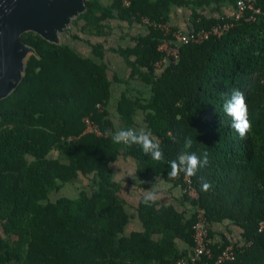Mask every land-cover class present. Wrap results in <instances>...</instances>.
<instances>
[{"label":"trees","instance_id":"1","mask_svg":"<svg viewBox=\"0 0 264 264\" xmlns=\"http://www.w3.org/2000/svg\"><path fill=\"white\" fill-rule=\"evenodd\" d=\"M84 1L86 11L74 23L83 35L103 42L115 31L111 21L129 27L143 17L170 23L173 8L184 7L191 12L190 31L199 32L222 23V17L232 18L234 13L224 9L235 12L240 1L252 2L129 0L126 6L123 0ZM254 5L261 10L255 21L248 20L253 12L247 11L223 36L183 46L179 61L166 64L160 74L155 65L163 58L158 51L166 37L162 31L150 28L138 35L135 47L110 48L131 69L128 80L149 87L146 97L133 96L130 87L121 94L119 125L110 117L109 104L113 86L126 80L111 76L105 43L88 40L89 57L32 32L22 36L36 55L27 60L18 88L0 102V264H175L192 253L197 209L210 223L212 256L196 264H216L229 246L242 248L224 264H264V231L259 232L264 221V0ZM234 88L243 92L251 122L244 139L223 111ZM140 111L145 128L160 142L162 161L105 134L137 129ZM86 118L101 135L86 132ZM186 137L193 139L190 151L197 156L207 152L209 163L191 177L180 172L169 178L168 161L176 159ZM121 155L139 163L140 187L161 177L182 191L189 177L199 197L182 195L193 214L188 218L142 199L138 214L143 229L128 233L132 216L113 171ZM76 181L87 182L90 192L81 190L76 199H49ZM204 182L210 184L207 191ZM224 225L228 234L219 233ZM180 243L188 250L181 251Z\"/></svg>","mask_w":264,"mask_h":264},{"label":"crops","instance_id":"2","mask_svg":"<svg viewBox=\"0 0 264 264\" xmlns=\"http://www.w3.org/2000/svg\"><path fill=\"white\" fill-rule=\"evenodd\" d=\"M212 13L214 14V16H218V11L216 8L212 9ZM223 13L233 14L234 9H232V11L224 9ZM190 16H191V12L187 8L174 7L170 16V24L172 28L175 30H180L184 33L189 32L190 29L192 28V24L190 22ZM111 22L112 25L116 28L115 24L113 23L114 21ZM125 25L127 26V27L124 26L125 28H127L126 30L130 31L131 29L132 31H134V33L130 32L129 33L130 37L118 36L119 38L116 41V44H118V46L116 48L120 46L123 48L135 47L136 40L134 38L137 37L138 35H144L143 33H145L143 28L139 27L137 24H135L133 27H129L127 23H125ZM64 43H65V39H64ZM91 43L95 44L96 41ZM87 47L88 49L80 48L78 52L87 55L89 57H92L93 55L92 48L91 46L88 45ZM105 48L108 49L107 47ZM108 50H106L105 53V60L109 65L110 71L113 70L114 72L113 74L111 73L112 74L111 76L117 75L120 79L126 80L121 84H115L113 86V99L109 104L110 117L112 118V120L116 125H119L120 121L117 110H118V100L121 97V94L124 93L128 87H130L132 89L131 93L133 96L144 94V96L146 97L149 94V87H147V85H145L143 82L137 79L128 80L131 75V69L127 66L124 59L120 55L114 53L111 50L109 51ZM113 62H115L116 64H113ZM161 71L160 72L156 71V73L160 74ZM144 117L145 114L141 111L137 114L136 122L139 125L137 130L140 128H145L146 123ZM138 168H139V163L137 162L136 159L124 155L119 156L117 161L113 165L115 181L119 182L121 185L119 196L125 202V206L128 214L132 216L128 233L131 231H140L143 229V223L139 220L138 208L140 207L141 200L144 198V195L148 190H152L157 193V199L155 200V203L157 204V208L172 207L176 211L180 213H184L188 218L193 214L194 209L185 200L179 186L175 184L167 183L161 177H159L156 179L154 183L150 182V184H147V187H140V184L136 183V181L138 182L139 179ZM219 227H220V232H219L220 234L221 233L228 234L225 225ZM232 230L234 231L233 235H239V230H235L233 228ZM180 250L181 251L188 250L187 245L180 243Z\"/></svg>","mask_w":264,"mask_h":264},{"label":"water","instance_id":"3","mask_svg":"<svg viewBox=\"0 0 264 264\" xmlns=\"http://www.w3.org/2000/svg\"><path fill=\"white\" fill-rule=\"evenodd\" d=\"M85 11L84 0H0V102L18 88L28 57L36 55L22 36L32 32L62 45L63 35Z\"/></svg>","mask_w":264,"mask_h":264},{"label":"built area","instance_id":"4","mask_svg":"<svg viewBox=\"0 0 264 264\" xmlns=\"http://www.w3.org/2000/svg\"><path fill=\"white\" fill-rule=\"evenodd\" d=\"M123 2L126 6H130L129 0H123ZM255 2L256 0H252V2L247 4L244 1H240L232 18L222 17L220 19L223 21L222 23L219 22L212 26L211 29H202L199 32L192 30L184 33L180 30H174L170 23H157L151 21L149 18L143 17L141 22L137 23V25L143 28L145 32L143 33L144 35L148 34V30L150 28H155L162 31L166 36L158 47V51L163 54V58L156 63V71L160 72L169 62H178L180 58V50L183 46H187L189 44H200L211 36L218 38L223 36L225 32H228L234 27L235 22L240 21L245 17L247 11L253 12L248 20L255 21L254 15L261 13V10L255 7ZM98 107L101 108L100 105H98ZM85 124L87 125L86 132L96 133L97 135L102 134L96 126L92 125L88 118L85 119ZM185 182L187 184H185V187L182 189L183 194L188 195L195 200L198 199V192L192 186L190 178L186 177ZM209 227L210 223L205 217L204 212L201 209H197V221L193 227L195 245L192 249V253L189 257L179 258L175 264H196L203 257L211 258V249L208 247ZM263 231L264 221H261L259 223V232ZM249 245L250 244H248V246ZM240 248H242V246H238V249ZM238 249L234 246L227 247L216 258V264H224L225 262L234 261L236 258V250Z\"/></svg>","mask_w":264,"mask_h":264},{"label":"clouds","instance_id":"5","mask_svg":"<svg viewBox=\"0 0 264 264\" xmlns=\"http://www.w3.org/2000/svg\"><path fill=\"white\" fill-rule=\"evenodd\" d=\"M223 111L226 116L231 118V128L239 134L240 139H244L251 129V122L248 118V107L243 92L238 89H232L230 98L226 99L223 104ZM106 135L110 136L116 144H123L131 147L138 145L145 155L150 156L154 161H162L164 159L163 150L160 142L156 139L151 130L145 128L133 129L124 128L116 131H107ZM193 139L186 137L184 139L183 149L177 155L176 159L168 161L171 171L168 173L169 178H175L180 172L191 177L195 175L200 167L209 163V155L207 152L197 156L191 152ZM202 157V158H201ZM203 179V178H201ZM210 184L202 183V190L207 191ZM157 199V193L152 190L146 191L144 195V203L150 205Z\"/></svg>","mask_w":264,"mask_h":264},{"label":"rangeland","instance_id":"6","mask_svg":"<svg viewBox=\"0 0 264 264\" xmlns=\"http://www.w3.org/2000/svg\"><path fill=\"white\" fill-rule=\"evenodd\" d=\"M104 2H107V0H104ZM74 22H73V25L69 28L68 32H66V34L63 35V39H65V43L67 45H69L71 48L76 49L77 51H79L80 48L88 49L87 45L88 46H90V45L87 44L86 42H89V41L95 42L96 41V43H99V42H103L105 40L103 38H101V39L100 38L99 39L98 38H91V37H88L86 35H83L80 32V30L78 29V27L75 25ZM113 23L116 26L114 33H112L110 36H108L106 38V41L103 42V43H105V47H107L108 49H110V48L113 49V48H116L118 46V44H116V41L119 38L118 36L130 37L129 33L130 32L134 33V31H132L131 29H130V31L126 30L127 28H125V27H127V26L125 25V23H122L119 21H114ZM77 24L81 26L83 24V22L79 21ZM74 36H78L79 39L78 40L74 39ZM113 64H116V63L113 62ZM114 68H115V66H114ZM111 73L112 74L114 73L113 70L111 71ZM88 185L89 184L87 182H81V181H76L75 183L65 184L60 192L51 193L49 195V199L51 201H56L60 198L76 199L81 190L86 189L87 191L90 192V188ZM1 233H2V229L0 228V234Z\"/></svg>","mask_w":264,"mask_h":264}]
</instances>
